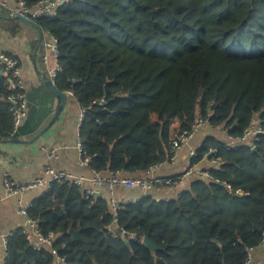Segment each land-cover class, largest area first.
I'll use <instances>...</instances> for the list:
<instances>
[{"label": "trees", "instance_id": "16d2710c", "mask_svg": "<svg viewBox=\"0 0 264 264\" xmlns=\"http://www.w3.org/2000/svg\"><path fill=\"white\" fill-rule=\"evenodd\" d=\"M38 23L58 40L54 83L85 109L79 135L102 174L145 176L168 163L175 118L189 129L208 117L233 136L255 116L264 125V0H70ZM8 92L0 77V136L14 138ZM223 142L207 135L192 159L217 147L212 179L192 176L172 198L123 202L117 219L106 198L54 181L28 210L44 235H56L53 246L35 249L17 228L4 264H246L264 240V135L255 151Z\"/></svg>", "mask_w": 264, "mask_h": 264}, {"label": "crops", "instance_id": "0c3cea01", "mask_svg": "<svg viewBox=\"0 0 264 264\" xmlns=\"http://www.w3.org/2000/svg\"><path fill=\"white\" fill-rule=\"evenodd\" d=\"M0 3V51L15 55L22 68V76L26 86L29 104L28 117L19 127L18 137L29 142H12L11 137L0 136V257L5 258L3 237L17 228H24L27 220L20 212V203H32L46 190L35 187L22 193L8 196L5 188L4 176L18 182L27 183L38 178L47 164L69 172L90 177L91 172L80 164V155L76 147L80 128L81 105L76 97L67 92L66 106L57 118L54 125L38 138H34L52 118L54 112L61 104V98L53 94L43 83L34 65V51L38 40V31L33 26L23 23L11 15V10L17 5L18 0H1ZM43 62V61H42ZM39 69L48 75L44 62ZM181 126L178 118L173 120L172 128ZM211 126L202 128L181 149L176 163H165L157 171L158 175L176 176L185 172L190 164V151L197 149L209 134H219L225 139L226 132H210ZM174 129V130H175ZM35 130V131H33ZM208 134L202 137V133ZM1 131V129H0ZM54 151L55 156H51ZM212 166L207 160L197 165L198 169H208ZM192 177V176H191ZM182 182L181 188L172 186H156L149 190L141 188L119 187L116 197L125 200H137L139 197L151 194L157 199H166L178 196L179 192L189 187V179ZM101 193L107 195L105 187L100 188ZM254 258L264 260V240L253 249Z\"/></svg>", "mask_w": 264, "mask_h": 264}, {"label": "built area", "instance_id": "2783aa9c", "mask_svg": "<svg viewBox=\"0 0 264 264\" xmlns=\"http://www.w3.org/2000/svg\"><path fill=\"white\" fill-rule=\"evenodd\" d=\"M70 0H44L39 1L36 4L29 6L25 0H18L17 5L11 10V15L14 17L16 14L26 16L30 19L38 21L43 16H54L57 14L59 7L62 4L68 3ZM2 1L0 0V3ZM44 31V42L42 61L48 69V77L55 82V78L62 70V65L59 60V45L58 40L53 37L50 32ZM0 77L4 79V84L8 89L7 102L9 103V110L13 116L14 132H17L19 127L24 123L29 113V104L26 93V86L22 76V68L19 59L10 53L0 51ZM72 93L71 91H68ZM85 109H80V124L84 117ZM210 125L209 118H203L200 116L193 126L189 129L176 128L172 134L170 159L169 163L174 164L179 159L181 149L185 143L195 136L202 128ZM264 135V125L260 116H255L251 126H249L241 135L233 136L226 135L223 146L226 149L235 148L239 145H246L249 147L256 146V143ZM84 140L79 135L76 143L77 150L80 155V164L86 166L90 172V177L75 174L64 169L57 168L53 165L47 164L43 168L42 174L33 181L22 183L13 180L9 174H5L4 182L8 196L22 193L25 190L35 187H43L47 189L54 181L71 180L74 184L84 190L86 198L103 197L109 201L112 212L115 219L117 210L121 203L127 202L125 198L116 197V191L119 187L128 189L141 188L149 190L156 186H171L177 182H184L191 176L203 177L212 179L213 176L208 169H198L197 165L201 161L207 160L212 166L219 165L221 163V157L218 156L219 149L217 147L210 148L203 156V159L199 163H192V159L197 157V149L190 151V164L185 172L176 176H162L158 175L157 171L164 163H158L150 168L145 176L131 177L127 176L124 172H110L109 174H102L99 171L90 167L91 158L87 156L83 146ZM51 156H55L54 151L51 152ZM105 187L107 189V195L101 193L100 188ZM231 189V186H229ZM232 190V189H231ZM238 194H243L242 189L233 190ZM135 201V200H131ZM32 203H20V212L27 220L26 227L23 228L24 234L27 239L32 243L35 249H41L44 245L53 246L56 239L55 234L48 236L44 235L39 229L38 222L32 219L28 210ZM112 225L109 226L110 231H116ZM124 234V230L119 229ZM13 232L3 237V245L5 253H7L8 241ZM264 235V228L262 230ZM134 238V237H133ZM143 242V239H140ZM253 249H248V257L246 264H264V260H257L254 258ZM53 252L57 255V250L53 249ZM64 258L57 256V261L62 262ZM0 264H4V258L0 257Z\"/></svg>", "mask_w": 264, "mask_h": 264}, {"label": "water", "instance_id": "95a60500", "mask_svg": "<svg viewBox=\"0 0 264 264\" xmlns=\"http://www.w3.org/2000/svg\"><path fill=\"white\" fill-rule=\"evenodd\" d=\"M13 18L29 24L31 26H33L34 28L37 29L38 31V40H37V44L35 47V51H34V65L36 68V71L38 73V75L43 79V83L44 85L56 96L61 98V104L59 105V107L56 109V111L54 112L51 120L41 129L37 132V134L35 135L34 138H38L40 137L42 134H44L48 129H50L54 123L56 122L57 118L59 117V115L62 113V111L64 110L65 106H66V100H67V93L66 92H61L59 91L56 86L55 83L52 81V79H50L44 72H42L39 69L38 66V55L39 52L43 46V42H44V31L42 29V27L40 26V24L38 23V21L30 19L26 16L23 15H19L16 14ZM10 141L12 142H29L32 140H21V139H17V138H13ZM253 150H256V146L253 147ZM70 233L73 235L74 239L79 240V241H83V238L81 236V232L79 230H74L71 229ZM143 243L145 245H147L153 252L156 251V246L152 243V241L150 240V238L146 235L143 238ZM129 241H127V245H129ZM86 246H88V244L86 243Z\"/></svg>", "mask_w": 264, "mask_h": 264}, {"label": "rangeland", "instance_id": "374dc122", "mask_svg": "<svg viewBox=\"0 0 264 264\" xmlns=\"http://www.w3.org/2000/svg\"><path fill=\"white\" fill-rule=\"evenodd\" d=\"M175 129V128H174ZM210 130V132H212L213 130H214V128H213V126H212V128H210L209 129ZM217 130V132L219 131V132H223L224 130H223V128L222 127H220V128H217L216 129ZM208 130H205L203 133H202V137H204L206 134H208ZM218 136H219V134H217ZM220 137V136H219ZM182 183L181 182H177V183H175V184H173V185H171L172 187H174V188H177V189H179V188H181V185ZM165 187H167V186H165Z\"/></svg>", "mask_w": 264, "mask_h": 264}]
</instances>
